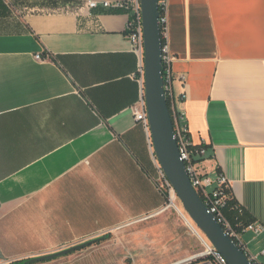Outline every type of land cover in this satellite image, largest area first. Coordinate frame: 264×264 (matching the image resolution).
I'll return each mask as SVG.
<instances>
[{"label": "crops", "instance_id": "0c3cea01", "mask_svg": "<svg viewBox=\"0 0 264 264\" xmlns=\"http://www.w3.org/2000/svg\"><path fill=\"white\" fill-rule=\"evenodd\" d=\"M87 1L0 0L7 262L105 239L158 217L166 204L154 183L150 130L131 109L142 90L129 16L89 10ZM166 15L176 107L192 142L207 146L198 165L214 182L209 190L224 175L264 225V0H167ZM149 230L166 236L162 226ZM240 239L262 256L264 232Z\"/></svg>", "mask_w": 264, "mask_h": 264}, {"label": "built area", "instance_id": "2783aa9c", "mask_svg": "<svg viewBox=\"0 0 264 264\" xmlns=\"http://www.w3.org/2000/svg\"><path fill=\"white\" fill-rule=\"evenodd\" d=\"M87 6L89 10L95 9H105V10H120L128 14L129 19L126 25V37L132 44V49L140 60V66L138 68L137 77L141 85V96L139 100L132 106V112L137 121L143 122L148 130H150L147 101L145 97V35H144V20L142 12L141 0H115V1H102L88 0ZM167 0H159V10H160V24L162 30V61H163V76L165 80V92L167 100L171 102V107L173 109L175 118V134L178 141L181 158L185 161L186 168L190 175L191 181L193 182L195 188L198 190L200 195L205 198V203L209 207L210 212H212L218 221L224 225V228L228 234L237 239L238 244L246 251L243 242L240 239V234L232 228L230 223L225 219L221 212V207L225 204V196L223 194V187L226 186L227 180L224 175H220L217 180V187L213 190H209V187L213 185V180L204 174L203 170L198 165V158L205 157L207 153V148L205 144L195 145L190 137L189 128L186 121V117L182 111H179L176 107L177 98L174 93L173 81L174 76L172 72V60L173 56L171 54L170 46L168 43V27H167ZM36 59L41 60L42 55L37 54ZM151 147L154 152L152 138L150 140ZM154 160L157 164L158 176L154 178V183L157 188L162 192V194L169 199L171 204L167 205L165 211L169 207L173 206V203L177 201V194L174 187L172 186L170 180L167 178L165 172L163 171L159 161L154 153ZM164 208V207H163ZM162 212V211H161ZM251 231L256 236L261 235L264 232V225L261 223H250L246 226L243 232ZM197 236V235H196ZM200 243L201 249L192 253H189L183 257L174 259L171 262L165 264H229L224 255L214 247V245L202 235L197 236ZM247 252V251H246ZM248 253V252H247ZM262 256H264V249L262 250ZM250 260L254 264H264L261 263L257 256L249 254Z\"/></svg>", "mask_w": 264, "mask_h": 264}, {"label": "water", "instance_id": "95a60500", "mask_svg": "<svg viewBox=\"0 0 264 264\" xmlns=\"http://www.w3.org/2000/svg\"><path fill=\"white\" fill-rule=\"evenodd\" d=\"M145 35V97L154 153L170 180L183 209L229 264H254L202 199L181 158L173 119L165 92L162 61V30L159 0H141ZM92 239L52 253L27 258V263L52 260L81 250L98 241Z\"/></svg>", "mask_w": 264, "mask_h": 264}, {"label": "rangeland", "instance_id": "374dc122", "mask_svg": "<svg viewBox=\"0 0 264 264\" xmlns=\"http://www.w3.org/2000/svg\"><path fill=\"white\" fill-rule=\"evenodd\" d=\"M177 204H182L177 198ZM171 204L166 199L165 209ZM159 211L158 217L136 224L123 230L106 234L105 239H99L92 245L70 254L36 263L27 264H165L175 258L183 257L201 249V243L177 212L171 206L165 211ZM162 211V212H161ZM164 227L163 239L157 231L148 229ZM97 239V238H96ZM167 248L168 251H165ZM257 253V251H254ZM27 260V259H26ZM264 263V256L259 257ZM0 259V264H10Z\"/></svg>", "mask_w": 264, "mask_h": 264}, {"label": "trees", "instance_id": "16d2710c", "mask_svg": "<svg viewBox=\"0 0 264 264\" xmlns=\"http://www.w3.org/2000/svg\"><path fill=\"white\" fill-rule=\"evenodd\" d=\"M168 105L173 119V124L175 125L174 113L169 100ZM223 194L225 196V204L221 207V212L236 233L241 234L246 226L254 222V218L237 202L228 187H223ZM201 197L205 201L204 196L201 195ZM234 240L238 243L237 239L234 238ZM10 264H27V262L26 259H21Z\"/></svg>", "mask_w": 264, "mask_h": 264}, {"label": "bare ground", "instance_id": "6f19581e", "mask_svg": "<svg viewBox=\"0 0 264 264\" xmlns=\"http://www.w3.org/2000/svg\"><path fill=\"white\" fill-rule=\"evenodd\" d=\"M173 207H175L177 212L180 214V216L183 218L185 223L190 227L194 234H196L197 236L202 235V232L198 229V227L195 225L189 215L185 212L183 207L180 208L176 201L173 203Z\"/></svg>", "mask_w": 264, "mask_h": 264}]
</instances>
